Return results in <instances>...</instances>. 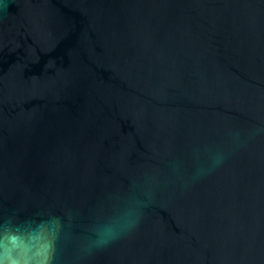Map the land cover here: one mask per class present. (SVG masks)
<instances>
[{"label":"water","instance_id":"1","mask_svg":"<svg viewBox=\"0 0 264 264\" xmlns=\"http://www.w3.org/2000/svg\"><path fill=\"white\" fill-rule=\"evenodd\" d=\"M53 221V264H264V0H0V237Z\"/></svg>","mask_w":264,"mask_h":264},{"label":"clouds","instance_id":"2","mask_svg":"<svg viewBox=\"0 0 264 264\" xmlns=\"http://www.w3.org/2000/svg\"><path fill=\"white\" fill-rule=\"evenodd\" d=\"M46 222H41L33 228L25 226L22 236L4 235L0 237V264H53L56 254V244L59 239L58 223L52 222V228H45ZM136 222L129 220L119 227H106L90 240L92 247L102 248L127 230L135 227Z\"/></svg>","mask_w":264,"mask_h":264}]
</instances>
